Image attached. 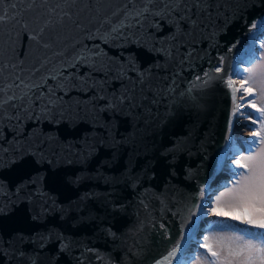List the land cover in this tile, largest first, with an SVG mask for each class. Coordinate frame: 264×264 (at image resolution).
Returning a JSON list of instances; mask_svg holds the SVG:
<instances>
[{
    "label": "water",
    "instance_id": "water-1",
    "mask_svg": "<svg viewBox=\"0 0 264 264\" xmlns=\"http://www.w3.org/2000/svg\"><path fill=\"white\" fill-rule=\"evenodd\" d=\"M143 3L144 0H0V15L8 9L7 19L0 23V67L8 65L2 73L5 82L17 76L39 82L63 70L83 46L101 43L100 38L122 22L128 40L101 44L108 59L116 60L121 52H133L141 70L151 68L144 84L145 98H141L139 85L135 90L139 107H125L123 112L111 116L101 114L111 123L117 141L123 142L116 146L100 145L88 159L80 154L78 145L70 146L68 141H79L93 132L94 113L88 103L92 92L71 91L65 96L64 121L58 126L49 123L51 116L39 124L26 121L21 125L23 137L19 144L7 143L13 134L5 121V140L0 143L8 151L0 155L5 162L13 157L17 162L0 167V182L5 185L2 191H13L22 181L42 176L45 191L59 202L46 217L34 221L27 202L4 199L0 252L26 253L24 259L9 258L6 264H31L32 259L37 264H157L158 260L165 264L163 257L180 239V226L188 219L193 202L199 200L200 188L229 185L232 177L222 166L228 153L225 137L233 108L229 89L222 81L214 80L203 91L195 90L193 95L198 98L199 107L193 105L186 92L190 81L217 65L220 56H225L226 67L232 63L242 70L248 65L240 61L249 58L253 47L259 48L263 36L252 45L245 33L251 23L264 18V0H207L208 7L198 18L193 15L197 25L189 29L184 24V31L179 34L184 45L181 52H191L183 63H179V57L166 61L163 54L149 53L137 45L142 33L134 26L135 20L131 16L125 19V15ZM11 4H16V9ZM21 25L37 39L29 41ZM148 31L162 37L174 29L165 25L162 32L152 28ZM237 40L243 43L229 53V47ZM233 56L235 60L231 59ZM255 56L258 57L257 51ZM111 68L114 77L118 64H111ZM70 70L80 75L89 72L86 67ZM174 73L177 75L173 83ZM94 75L102 77L99 72ZM107 88L110 92L122 91L120 82L111 77ZM69 117L75 122L74 127L68 124ZM235 121L236 117L231 138ZM53 132L59 139L46 140L45 136ZM29 133L31 139H27ZM173 145L175 152L162 155ZM36 149L39 151L33 155ZM222 173L224 182L214 185ZM77 176L87 178L78 186L68 183ZM89 193L90 198L80 199ZM69 201L79 207L61 220L60 204L66 206ZM206 220L205 216L200 221L201 229ZM53 226L67 238L69 246L62 253L55 242H47L41 248L38 240L19 239L21 235L27 238L37 233L47 236ZM109 228L114 236L109 234ZM196 241L194 235L178 251L181 264L192 259L187 253L193 251ZM171 264H177L176 257Z\"/></svg>",
    "mask_w": 264,
    "mask_h": 264
},
{
    "label": "snow or ice",
    "instance_id": "snow-or-ice-1",
    "mask_svg": "<svg viewBox=\"0 0 264 264\" xmlns=\"http://www.w3.org/2000/svg\"><path fill=\"white\" fill-rule=\"evenodd\" d=\"M159 5V6H158ZM16 4H11L12 9H16ZM208 7L207 0H144L139 8H133L126 13L125 19L131 16L135 20V27L138 28L142 35L136 41L137 45L144 47L149 53L163 54L166 61L175 60L179 57V63L185 62L191 56V52L185 49L183 43L179 39V34L184 31L183 25L187 24L189 29L197 25V19H193L195 14L198 18L199 13ZM195 9V13L193 10ZM8 9L4 10V14L0 15V23L7 19ZM15 19V17H13ZM168 25L174 31H169L164 36L150 35L148 29H155L162 32L164 26ZM125 25L123 22L111 29V32L100 38L101 43H97L88 47L83 46L81 50L73 58L71 64L61 71H57L44 77L41 81H29L23 77L17 76L8 82L2 77L3 69L8 65L0 67V140H5L4 128L7 127L5 121L11 125L8 131L12 133V140L7 141L11 146L19 144L23 137L21 125L26 121L34 124L41 123L46 117L51 116L49 123L59 125L64 121L63 102L64 97L71 91H81L87 94L92 92L88 103L92 105L94 118L91 121L93 132L83 136L79 141L69 140L70 146L78 145L80 154L85 159L95 155L98 147L104 144L116 146L123 141H117L112 131V125L109 121L103 119L102 113H108L110 116L118 112H123L125 107L129 109L139 107L136 96V87L140 86L141 98L144 99V84L147 74L151 68L141 70L136 54L133 52L120 53L116 60H109L107 52L101 47V44H108L112 40L124 39L128 40L122 31ZM132 27L133 25H128ZM25 30V35L29 41L37 39V36L27 32L26 26L21 25ZM245 36L255 45V41L264 36V18H260L251 23ZM143 41V43H141ZM243 41L237 40L228 52L232 53L237 45H241ZM260 48H252L251 54L246 61L249 67H245L242 71L239 67L232 63L226 65L225 56L218 58V64L202 71V75L197 74L190 81V87L187 89L188 99L194 106L199 107L198 98L193 95L194 91L199 89L203 91L212 81L220 80L233 99L232 113L227 121L228 135L225 137L228 146V153L222 161V166L227 170L228 174L233 178L231 187L227 183L221 184L216 188L211 185L202 186L199 190L200 198L193 202V208L189 212L188 219L181 224L179 230L180 239L175 241V246L167 251V255L163 257L165 264H171L172 258L176 257L177 264H181L178 251L184 249L185 243L190 241L194 235L198 236L200 231L213 232L216 230L214 225L218 222L208 223L204 229L200 228V221L203 217L211 213L214 216H227L232 221L243 224L246 227L240 228L236 224L224 227L229 229L226 234L218 235L214 238V244H209V236H203V243L197 239L200 247L206 249L205 264H264V106H257L254 100H246L244 96L237 99L238 93L250 95L251 87H244V83L258 84L260 91V99L264 100V53L256 60L255 52L264 49V39L259 41ZM186 53V54H185ZM0 54H2V46H0ZM235 60L236 57H231ZM117 63L118 68L116 75L111 76V64ZM159 66V65H155ZM16 67L15 64L12 65ZM86 67L89 72L80 75L78 72L70 69H79ZM102 73V77H97L95 73ZM247 73V75H245ZM173 74V83L175 82ZM233 76L241 79V86L235 87ZM119 81L122 91L117 93L116 90L111 92L107 88L109 78ZM51 81V83H49ZM127 81V83H125ZM131 85V87H129ZM169 90H172L171 88ZM62 93V95H60ZM251 107L255 109L258 115L253 116L252 113L241 111L243 107ZM11 109V112L8 111ZM57 115L60 119H57ZM250 118L252 124L256 125L255 130L251 131L252 139L243 142V144H234L231 138V126L236 116ZM99 117V119H97ZM14 121V122H13ZM68 124L74 127L75 122L69 117ZM99 128L102 131L97 132ZM32 133H29L27 139H31ZM46 140H58L57 133H49L45 136ZM176 145L167 149L162 155L167 156L169 153L175 152ZM8 149L0 143V153H6ZM39 149L34 150L33 155ZM247 155H243V152ZM236 157H239L237 159ZM231 159L232 163L228 164L227 160ZM241 160L247 163H241ZM17 160L15 157L5 162L3 156L0 155V167L7 164H14ZM232 165H235L234 168ZM244 169L237 171L236 169ZM151 169V161L148 164V170ZM147 176V171H145ZM87 177L77 176L68 181L69 184L78 186ZM220 188H226V192H220ZM5 189L3 182H0V213L4 211V199H19L27 202L29 210L32 213L31 218L36 221L46 217L52 208L59 202L46 192L43 185V177L33 178L22 181L13 191H2ZM219 192V195H215ZM215 195V200L212 196ZM91 194H85L80 197L81 200L90 198ZM79 207L78 203L69 201L67 205L60 204L59 216L63 220L65 214ZM146 207V205H145ZM118 209L119 206H116ZM39 209V211H37ZM207 223V222H206ZM223 223V222H220ZM163 227V225H161ZM255 229V231H253ZM109 234L115 235L109 228ZM20 240L25 242L39 241L40 247L44 248L47 242H55L58 252H64L68 248L67 238L58 233L55 226L49 230L48 235L37 233L34 236L24 237L21 235ZM26 253L23 250H13L11 253L7 251L0 252V264H6L9 258L24 259ZM31 264H37L35 259L31 260ZM157 264H162L157 261Z\"/></svg>",
    "mask_w": 264,
    "mask_h": 264
},
{
    "label": "rangeland",
    "instance_id": "rangeland-1",
    "mask_svg": "<svg viewBox=\"0 0 264 264\" xmlns=\"http://www.w3.org/2000/svg\"><path fill=\"white\" fill-rule=\"evenodd\" d=\"M262 39H264V37ZM259 48H260V45H259ZM257 53H258V57H256V60H257V62H259V57L261 56L262 53H264V49L258 50ZM246 67H249V65H247ZM246 75H247V73H246ZM238 79H240V78H238ZM244 84H246V82ZM240 86H241V79H240V83H239L238 88ZM249 86L252 89V93L251 94H254L253 100L255 101V103L257 104V106L258 107L259 106H264V100H262V99L259 98L260 97L259 85L258 84H251V85H249V83H248L247 87H249ZM250 95H247V96H250ZM240 96H244V95H242V93H241ZM240 96H239V98H240ZM246 108H248V107L247 106L243 107L241 109V111H246ZM236 119H237V121L241 122L243 125L240 126V128L237 131H233L232 142L233 143H237V144H243V142H245L246 140L249 139V137H251V129L250 128L253 129L256 126H254V124H252L250 118H244V117H241V116L238 115V116H236ZM242 154L243 155H247V152H243ZM236 158L239 159V157H236ZM229 163L231 164L232 162H229ZM241 163H247V161L241 160ZM226 172H227V170H226ZM223 182L224 181H222V183ZM231 185H232V182L228 186L231 187ZM226 191H227L226 188H222L220 190V192H226ZM219 194L220 193L217 192L215 195H219ZM215 195H214V199H212L213 201L215 200ZM212 217H214V215H212L211 213H209L206 216V219H207L206 221H208ZM205 222H204V225H205ZM204 232L205 231H203L200 235L197 236V239L200 240V243L202 242V238H203L202 235H203ZM212 244H214V239L212 241ZM198 245H199V243H197V245L194 247L193 251H191L190 253H187V256H189V258H191V256H192V259L188 260V262H187V259H186L184 264H188L189 261L194 260L193 259V256H194L195 253H197V257L193 261V264H205L206 254L202 250L198 251Z\"/></svg>",
    "mask_w": 264,
    "mask_h": 264
},
{
    "label": "trees",
    "instance_id": "trees-1",
    "mask_svg": "<svg viewBox=\"0 0 264 264\" xmlns=\"http://www.w3.org/2000/svg\"><path fill=\"white\" fill-rule=\"evenodd\" d=\"M263 37H264V36H263ZM263 37H261V39H262ZM245 75H246V73H245ZM247 85H248V82H247ZM242 95H244V93H242ZM254 110H255V109L249 107V108H247L246 112H248V113H252L253 116H255V115H254ZM254 128H256V127H254ZM213 221L218 222L217 225H214V227L216 228V230L213 231V232L205 231V232L203 233V235H202V237L205 236V235L209 236V241H208L209 244H212V241H213V239H214L216 236H218V235H222V234H226V233L229 231V229H227L226 227H224V224H227V225L236 224V225H237L238 227H240V228H244V227H246V226L243 225V224H239L238 222L232 221L231 218H230V217H227V216H214V217H212L211 219H209L208 221H206L207 223L205 222L204 227L206 228V227L208 226V223H211V222H213ZM220 222H223V223H220ZM253 231H255V229H253ZM201 243H203V238H202V242H201ZM200 250L204 251L205 254H206V249L203 248V247H200V244H199V245H198V251H200ZM196 257H197V253L194 254V258H193V259L195 260ZM194 260H192V261H191L190 263H188V264H193V261H194Z\"/></svg>",
    "mask_w": 264,
    "mask_h": 264
},
{
    "label": "bare ground",
    "instance_id": "bare-ground-1",
    "mask_svg": "<svg viewBox=\"0 0 264 264\" xmlns=\"http://www.w3.org/2000/svg\"><path fill=\"white\" fill-rule=\"evenodd\" d=\"M239 77H237V78H235L234 79V81H235V86L238 88V86H239V83H240V79H238ZM242 93V92H241ZM241 93H238L239 95L241 94ZM246 100H248V99H246ZM249 108V107H248ZM246 110H247V108H246ZM243 124L241 123V122H239V121H237V119H236V121H235V123H234V127H233V131H237L239 128H240V126H242ZM234 144H237V143H234ZM225 172V171H224ZM224 179V173H222L221 175H219L218 177H217V179L215 180V182H214V185H216L217 183H219L220 181H222ZM183 263H185V260L183 261Z\"/></svg>",
    "mask_w": 264,
    "mask_h": 264
}]
</instances>
